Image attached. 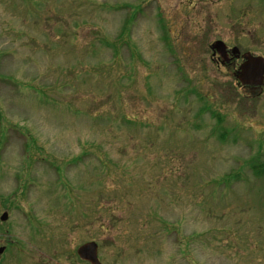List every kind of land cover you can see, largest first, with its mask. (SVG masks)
I'll return each mask as SVG.
<instances>
[{"label": "rangeland", "instance_id": "374dc122", "mask_svg": "<svg viewBox=\"0 0 264 264\" xmlns=\"http://www.w3.org/2000/svg\"><path fill=\"white\" fill-rule=\"evenodd\" d=\"M217 40L264 48V0H0V264H264V98Z\"/></svg>", "mask_w": 264, "mask_h": 264}, {"label": "flooded vegetation", "instance_id": "af4514ba", "mask_svg": "<svg viewBox=\"0 0 264 264\" xmlns=\"http://www.w3.org/2000/svg\"><path fill=\"white\" fill-rule=\"evenodd\" d=\"M262 8L260 5L259 9ZM258 41V40H257ZM259 42L257 47H261ZM225 50H223V55L215 50L212 51L213 58L220 65H223L228 71L231 72V75L234 77L237 84L242 88L243 98L246 102V106L252 107L257 100L264 98V73L262 75L263 79L261 83H257V79L251 75L246 76L244 83L238 78L239 70L241 66L252 57H262L264 59V48L254 49L250 45L245 50H240L239 47L234 44L225 43ZM264 46V44H263Z\"/></svg>", "mask_w": 264, "mask_h": 264}, {"label": "water", "instance_id": "95a60500", "mask_svg": "<svg viewBox=\"0 0 264 264\" xmlns=\"http://www.w3.org/2000/svg\"><path fill=\"white\" fill-rule=\"evenodd\" d=\"M225 44L223 41H217L212 45L213 50L223 55L225 50ZM264 73V59L262 57H252L248 59L240 68L238 78L244 83L245 77L251 75L252 77L258 78L257 83L262 82V75ZM245 84V83H244ZM8 213H4L1 216L2 221H6ZM4 251V248L0 249V254ZM77 255L83 261L89 262L90 264H101L98 257V245L96 242H88L81 245L77 249Z\"/></svg>", "mask_w": 264, "mask_h": 264}, {"label": "trees", "instance_id": "16d2710c", "mask_svg": "<svg viewBox=\"0 0 264 264\" xmlns=\"http://www.w3.org/2000/svg\"><path fill=\"white\" fill-rule=\"evenodd\" d=\"M263 171H264V167H263Z\"/></svg>", "mask_w": 264, "mask_h": 264}]
</instances>
